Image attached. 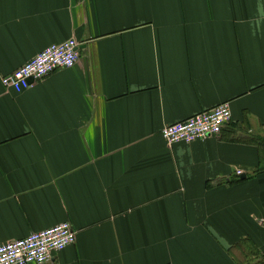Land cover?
<instances>
[{"label":"crops","instance_id":"crops-1","mask_svg":"<svg viewBox=\"0 0 264 264\" xmlns=\"http://www.w3.org/2000/svg\"><path fill=\"white\" fill-rule=\"evenodd\" d=\"M71 38L73 68L0 83V244L68 223L51 264H264V0H0V81Z\"/></svg>","mask_w":264,"mask_h":264},{"label":"built area","instance_id":"built-area-1","mask_svg":"<svg viewBox=\"0 0 264 264\" xmlns=\"http://www.w3.org/2000/svg\"><path fill=\"white\" fill-rule=\"evenodd\" d=\"M79 44L73 38L52 44L17 70L3 76L6 91L21 93L51 74L69 70L79 59ZM228 103L165 126L161 136L169 146L191 144L219 136L231 121ZM238 175L240 173H237ZM76 232L68 223L57 224L29 236L0 244V264H51L52 256L73 246Z\"/></svg>","mask_w":264,"mask_h":264}]
</instances>
